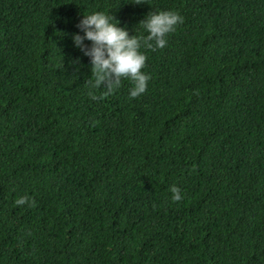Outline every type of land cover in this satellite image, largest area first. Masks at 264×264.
Segmentation results:
<instances>
[{
  "label": "trees",
  "instance_id": "16d2710c",
  "mask_svg": "<svg viewBox=\"0 0 264 264\" xmlns=\"http://www.w3.org/2000/svg\"><path fill=\"white\" fill-rule=\"evenodd\" d=\"M96 11L141 43L137 97L91 87ZM0 264H264V0H0Z\"/></svg>",
  "mask_w": 264,
  "mask_h": 264
},
{
  "label": "clouds",
  "instance_id": "9594fccd",
  "mask_svg": "<svg viewBox=\"0 0 264 264\" xmlns=\"http://www.w3.org/2000/svg\"><path fill=\"white\" fill-rule=\"evenodd\" d=\"M182 17L175 11L162 10L153 12L141 20L147 32L144 37V47L161 48L166 44L165 35L174 31L182 22ZM111 14L96 11L87 15L82 14L77 24L78 32L71 36L73 45L84 56L90 58V72L93 77L92 88H98L106 80L105 89L108 93L119 86L121 78L131 82L130 97H137L147 87L149 77L142 71L146 57L140 51L141 43L135 35H129L125 27L119 26ZM82 33V34H81ZM84 41H90L91 46H86ZM154 41V44L151 43ZM111 77V79H109ZM89 95L96 99L91 92ZM171 199L179 201L182 197L180 189L170 186ZM17 205L25 203L21 196L15 201Z\"/></svg>",
  "mask_w": 264,
  "mask_h": 264
}]
</instances>
